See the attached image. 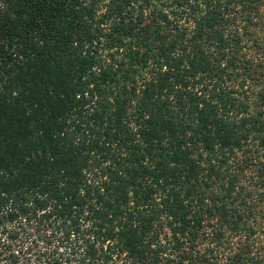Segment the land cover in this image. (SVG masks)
Masks as SVG:
<instances>
[{"label":"trees","instance_id":"trees-1","mask_svg":"<svg viewBox=\"0 0 264 264\" xmlns=\"http://www.w3.org/2000/svg\"><path fill=\"white\" fill-rule=\"evenodd\" d=\"M0 264H264V0H0Z\"/></svg>","mask_w":264,"mask_h":264}]
</instances>
